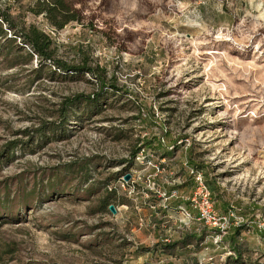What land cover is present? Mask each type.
<instances>
[{"label":"rangeland","instance_id":"obj_1","mask_svg":"<svg viewBox=\"0 0 264 264\" xmlns=\"http://www.w3.org/2000/svg\"><path fill=\"white\" fill-rule=\"evenodd\" d=\"M63 1L0 0V264H264V0ZM188 158L244 219L219 244Z\"/></svg>","mask_w":264,"mask_h":264},{"label":"built area","instance_id":"obj_2","mask_svg":"<svg viewBox=\"0 0 264 264\" xmlns=\"http://www.w3.org/2000/svg\"><path fill=\"white\" fill-rule=\"evenodd\" d=\"M161 140L163 141V138H161ZM143 152L144 149L142 148L140 154ZM188 172L192 176L193 190L187 197H185V199L187 200L189 207L195 210V217L192 216L190 211L182 208L183 218L179 221L183 226L194 219L202 222L207 228L212 230L211 237L213 242L219 244L223 240L224 236L228 234L229 230L232 227L243 223L244 219L234 213L233 207H230L225 211H219L216 208L212 196V189L206 180L203 171L194 167H189ZM178 192L179 191L177 189H173L166 198L178 197ZM170 236L171 235L166 236L161 240L168 242Z\"/></svg>","mask_w":264,"mask_h":264},{"label":"trees","instance_id":"obj_3","mask_svg":"<svg viewBox=\"0 0 264 264\" xmlns=\"http://www.w3.org/2000/svg\"><path fill=\"white\" fill-rule=\"evenodd\" d=\"M51 3L53 5H51ZM49 6H52L54 7L53 9L55 8H59L61 9V11H64L67 9V6L65 5L64 1L63 0H51V2L48 4ZM51 7L49 8H45V10H48V12L50 13L51 11ZM72 18H69L61 23H55L57 27H62L68 20H70ZM24 38L26 39L25 41L28 42L32 48V50L40 55L41 57L43 58H46V59H50L52 58V53H53V49L50 47L51 43H52V40L50 39V37L44 33H42L41 31H39L38 29H36L35 27H31V31L30 33L26 34V35H23ZM54 64H56L59 68H61L63 71H66V70H72V71H78V70H85L86 72H89V73H92L93 75H95L99 80H100V83L103 82V77L101 75H96V71L94 68L92 67H89L87 65H84V66H68L66 63L64 62H60V61H56L54 60ZM84 97L82 94L81 95H78L77 97H74V98H67L64 102V104L68 105V104H71V103H74L73 101H75L77 98H82ZM87 98V97H86ZM89 98V97H88ZM63 111H66V109H63ZM64 113V112H63ZM65 114V113H64ZM155 143L154 139H151L149 141L146 142V144H149V146L151 144ZM145 144V143H144ZM157 145L161 144L160 142L158 143H155ZM172 147H174V145H171ZM171 147V148H172ZM140 148V147H139ZM143 148V147H142ZM144 149V148H143ZM138 151V149H137ZM135 151V152H137ZM134 152V153H135ZM188 163V164H187ZM186 167H187V171L189 169V167H194V168H197L196 164H194V162L192 161L191 158H188L186 160ZM194 165V166H193ZM189 173V172H188ZM207 175V174H206ZM192 178V176H191ZM206 180L208 181V183L210 184H213V187H215V183L213 182V180L211 178H207L205 177ZM181 187V186H180ZM217 195H213V200L214 202L216 203L217 201L221 202L222 200L221 199H218V197H216ZM217 205V204H216ZM233 207V206H232ZM230 208V207H228ZM227 208V209H228ZM234 208V207H233ZM224 209V208H222ZM244 223H240L238 226L234 227V228H239L241 225H243ZM229 241L231 243L234 244L233 242V237L231 236ZM234 251H237V248L235 246V244L231 247ZM159 251V250H157ZM240 261V253L238 252L237 255H235V258H233V262H238L239 263Z\"/></svg>","mask_w":264,"mask_h":264},{"label":"water","instance_id":"obj_4","mask_svg":"<svg viewBox=\"0 0 264 264\" xmlns=\"http://www.w3.org/2000/svg\"><path fill=\"white\" fill-rule=\"evenodd\" d=\"M128 178H129V174H125V175H124V179H128ZM109 209H110L111 212H114V207H113V205H109Z\"/></svg>","mask_w":264,"mask_h":264},{"label":"crops","instance_id":"obj_5","mask_svg":"<svg viewBox=\"0 0 264 264\" xmlns=\"http://www.w3.org/2000/svg\"><path fill=\"white\" fill-rule=\"evenodd\" d=\"M214 195V193L212 192V196Z\"/></svg>","mask_w":264,"mask_h":264}]
</instances>
